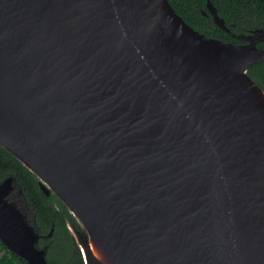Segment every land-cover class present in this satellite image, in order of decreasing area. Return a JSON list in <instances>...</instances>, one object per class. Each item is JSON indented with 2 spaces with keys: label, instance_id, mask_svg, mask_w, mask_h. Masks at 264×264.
<instances>
[{
  "label": "water",
  "instance_id": "95a60500",
  "mask_svg": "<svg viewBox=\"0 0 264 264\" xmlns=\"http://www.w3.org/2000/svg\"><path fill=\"white\" fill-rule=\"evenodd\" d=\"M206 8L245 43L168 0H0V145L75 217L84 264H264V90L247 74L264 29ZM39 236L8 176L0 242L58 264Z\"/></svg>",
  "mask_w": 264,
  "mask_h": 264
},
{
  "label": "trees",
  "instance_id": "16d2710c",
  "mask_svg": "<svg viewBox=\"0 0 264 264\" xmlns=\"http://www.w3.org/2000/svg\"><path fill=\"white\" fill-rule=\"evenodd\" d=\"M168 1L175 12L195 30L226 42H243L213 22L206 8V0ZM210 1L232 33L247 34L257 28L264 29V0ZM257 46L264 48V41ZM247 74L264 90V62L250 65ZM8 176L15 179L17 188L21 189L22 197L27 202L29 214L40 235L37 247L45 248L46 260L58 264H84L67 227L70 223L80 229L75 217L54 193L46 195L38 184V178L0 145V182ZM0 264L28 263L0 242Z\"/></svg>",
  "mask_w": 264,
  "mask_h": 264
},
{
  "label": "rangeland",
  "instance_id": "374dc122",
  "mask_svg": "<svg viewBox=\"0 0 264 264\" xmlns=\"http://www.w3.org/2000/svg\"><path fill=\"white\" fill-rule=\"evenodd\" d=\"M12 196H13V198H17L18 197V193H17L16 189H15V191H13Z\"/></svg>",
  "mask_w": 264,
  "mask_h": 264
},
{
  "label": "flooded vegetation",
  "instance_id": "af4514ba",
  "mask_svg": "<svg viewBox=\"0 0 264 264\" xmlns=\"http://www.w3.org/2000/svg\"><path fill=\"white\" fill-rule=\"evenodd\" d=\"M241 41H243V40H241ZM242 43H245V41H243Z\"/></svg>",
  "mask_w": 264,
  "mask_h": 264
}]
</instances>
